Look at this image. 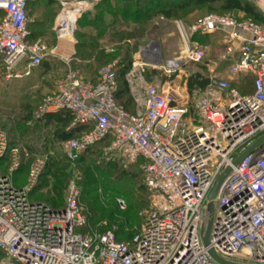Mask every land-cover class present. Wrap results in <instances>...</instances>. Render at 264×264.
<instances>
[{
	"label": "built area",
	"instance_id": "1",
	"mask_svg": "<svg viewBox=\"0 0 264 264\" xmlns=\"http://www.w3.org/2000/svg\"><path fill=\"white\" fill-rule=\"evenodd\" d=\"M39 1L48 0H0V70L7 83L29 76L47 58L66 65L75 60L77 22L88 11V0H61L52 47L29 40L30 6ZM254 1L264 8V0ZM68 18L72 28L64 30ZM178 26L183 51L172 65L165 63V85L145 73L161 62L159 49H143L126 73L132 112L117 100L116 59L99 70L95 83L70 69L33 113L42 120L69 112L71 127H87L64 143L69 161L108 139L112 157L126 165L141 161L153 206L139 232L119 240L113 232L82 231L87 218L75 186L62 208L33 200L48 158H35L26 183L16 185L22 153L10 148L1 130L0 264H219L209 248L228 261L264 264V144L233 166L216 200L208 247L203 239L216 180L264 135V25L209 13ZM216 36L223 37V53L209 68V85L182 95L172 85L173 75L188 62L203 63L210 49L206 39ZM218 65L227 66L226 75ZM248 77L252 91L242 92L234 80Z\"/></svg>",
	"mask_w": 264,
	"mask_h": 264
},
{
	"label": "rangeland",
	"instance_id": "2",
	"mask_svg": "<svg viewBox=\"0 0 264 264\" xmlns=\"http://www.w3.org/2000/svg\"><path fill=\"white\" fill-rule=\"evenodd\" d=\"M88 2L87 17L78 24L75 39L76 44L77 42L91 44L96 47L95 50L78 48L79 54L70 65L46 59L44 65L32 70L29 76L9 83L3 80L0 71V131H5L12 146H17L25 156L21 175L14 174L15 180L21 177L25 180L34 159L47 156L46 173L41 182L44 185L41 189L33 191L35 199L61 207L65 205L72 186H75L80 192L79 203L88 221L84 230L113 232L119 239H128L139 232L153 206V198L145 189L140 168L134 164L126 165L121 159L120 164L115 166L111 162L115 157H112L109 149L103 146L91 149L78 161L67 160L63 146L68 138L75 134L65 129L59 119L37 124L33 117L36 107L52 90L53 81L64 77L70 69H81L85 76L96 79L103 65L112 59H120L127 72L133 63L142 57L143 49L149 46L159 49L162 59L160 58L161 62L156 68L146 67V76L148 78L155 76L167 82L165 63L179 58L183 51L179 23L189 26L209 13H229L264 25V8L254 0H237L238 6L231 5L224 9L222 2L217 1L198 7L191 6L189 10L177 15L155 12V16L146 24V30H133L135 25L121 21L116 28L123 30H105L103 35L100 30L89 26L92 23L91 18L97 14L96 5L101 4L103 0ZM39 8L38 13L31 12L32 21L29 28L33 32L45 30V34L39 38L53 45L56 40L50 30L55 26L61 9V0H48ZM106 18L111 19L108 15ZM123 24L130 30H124L126 27H123ZM34 37L36 38V35ZM222 41L221 36L211 43V49L203 63L188 62L173 75L175 80L173 81L181 93L185 95L190 76L201 74L210 77L209 68L223 53ZM216 68L226 75L227 66L218 65ZM153 70H157V73H153ZM125 72L121 74L122 77ZM243 80L236 78L234 83L241 91L249 92V89L242 88ZM122 97L127 100L128 94L124 93ZM132 175H135L133 184L130 180ZM131 194L136 196L131 198Z\"/></svg>",
	"mask_w": 264,
	"mask_h": 264
},
{
	"label": "trees",
	"instance_id": "3",
	"mask_svg": "<svg viewBox=\"0 0 264 264\" xmlns=\"http://www.w3.org/2000/svg\"><path fill=\"white\" fill-rule=\"evenodd\" d=\"M217 1L222 2V6L224 7V9L227 8L228 6H231V5L235 6L237 4L236 3L237 0H123V1L116 0V2H114V3L112 2V0H103V2L101 4L96 5L97 14H95V16H93V18H91L90 21L92 23L89 26L95 28L96 30H100V33L103 35L106 32L105 30H123V28H119V29L116 28V25H118V24L120 25L121 21H122V23H131V24L135 25L136 27H139L138 29L135 27V29H133V30H146L147 29L146 24L149 21H151V19L155 16L154 15L155 12H160V13L165 14V15H177L179 13L186 11V10H189L191 8V6L198 7V6L203 5V4L213 3V2H217ZM45 3H47V2H45ZM112 5H115V6H112ZM236 6H238V5H236ZM103 13H105L104 16L102 15ZM219 14H226V13H219ZM0 15H1V13H0ZM30 15H31V10H30ZM86 15H87V12H85L83 14V16L78 20L77 26L81 22V20H83L84 17H87ZM107 15L111 18V19L109 18L110 20H108L106 18ZM50 18H51V16H50ZM37 25H40V24H37ZM123 27H126L124 30H130L129 27L125 26L124 24H123ZM77 30H78V27H77ZM44 34H45V30H36L35 32L30 30L29 40H30V42H35L37 40H41L39 38V36H42ZM76 34H77V31L75 33V36H76ZM34 35H36V38L34 37ZM37 38H39V39H37ZM219 38H220L219 36L209 38V39H211V41H209L207 39V42L210 46V49H211V43L215 40H218ZM42 41L46 42L51 47L55 45V44L52 45L47 40H42ZM82 47L87 49V50H95L96 49V47H93L91 44L77 42V44L75 46V48H76L75 59L79 54L78 48H82ZM210 49H209V51H210ZM49 59L53 60V61L55 60L57 62L59 61L57 58H48L47 60H49ZM113 60H116V59H112L110 62H112ZM117 60H119V62H120L119 77H118V81L120 84V90L117 94V100L127 110L132 112L134 109V104H133V101H132V98H131V95H130V92H129V89L127 86V82L125 79L126 74L123 77L121 76V74L122 75L124 74L126 69L124 70V68H123L124 66L122 65V61L120 59H117ZM45 61L43 62L42 65H44ZM105 65H103V66H105ZM41 66H39V67H41ZM80 71H81L83 77L87 81L94 82V83L97 82L98 75L96 76V79L95 78H88L87 76H85L83 74V71L81 69H80ZM127 72H128V70H127ZM127 72H125V73H127ZM153 73H157V70H153ZM154 77H151V78L147 77V79L152 81V79ZM54 81H53V83H54ZM209 83H210L209 78L204 77L201 74H195V75H192L189 77L188 82H187V86H188V90L192 91L195 88L204 89L209 85ZM242 83H243L242 88L249 89L250 90L249 92L252 91L250 88L251 78L248 77V78L244 79ZM239 89H240V87H239ZM53 92H54V87L52 86V90L46 96L52 94ZM242 92H244V91H242ZM124 93L128 94L127 100H125L122 97L124 95ZM41 102H40V104H41ZM38 106L36 107V109L38 108ZM54 119H59L61 122V125L63 127H65V129L72 131L75 134L73 137L78 136L79 134H81L83 131H85L87 129V127H83V126L71 127V124L73 122V115L69 112H62V113L57 114V115H48L45 118H43L42 120H37V122H38L37 124H41L42 122H50ZM73 137H70V138H73ZM109 145H110V140L108 139V140L104 141L103 143H100V144L90 148L82 157H84L91 149H93L95 147L103 146L105 148H108ZM16 147L17 146H12L11 141H10V148H16ZM22 157H23L22 166L15 174L20 173L19 175H21V170H22L23 165L25 163V156L23 153H22ZM82 157L80 159H82ZM120 161L121 160L119 158L115 157L113 159V161H111V162L116 166L117 164H120ZM134 165L138 166L140 168L142 174H143V171L141 168V161L135 163ZM28 172H29V170H28ZM45 173H46V169H45V172L43 173V175L39 181V184L35 188L36 190L41 189L43 187L44 184H42L41 182H42V179H43V176ZM143 177H144V174H143ZM21 178H19L18 180L14 179L16 185L23 186L25 184V181L27 178L25 180L21 179ZM134 178H135V175H132V178L130 179L132 181V184L134 183L133 182V180H135ZM60 184L62 185V183H59V185ZM145 189L147 190L146 186H145ZM147 192L149 193L148 190H147ZM134 196H136V195H133V194L130 195L131 198H134ZM31 198L35 201H41V202L47 203L56 209L64 207V206H61V207L56 206V205L49 203L47 201H44V200L35 199L33 196V192L31 194ZM133 208L135 209V205ZM82 231L88 232V231H85L84 228H82ZM128 239H130V238H128ZM119 240H126V239H119Z\"/></svg>",
	"mask_w": 264,
	"mask_h": 264
},
{
	"label": "water",
	"instance_id": "4",
	"mask_svg": "<svg viewBox=\"0 0 264 264\" xmlns=\"http://www.w3.org/2000/svg\"><path fill=\"white\" fill-rule=\"evenodd\" d=\"M181 61L176 62V64H181ZM169 65H172V61L168 62ZM264 144V135H262L258 140H256L249 148H247L243 153L235 158L232 163V166H229L216 180L213 188L210 191L208 196V203H207V210H206V228L204 233V244L205 246H209L210 244V237H211V230L213 226L214 216H215V208H216V200L218 194L220 192L221 186L228 175L232 172L233 166L239 165L247 156H249L257 147ZM210 256L219 264H240L237 262H232L223 259L220 257L217 252L213 248H209Z\"/></svg>",
	"mask_w": 264,
	"mask_h": 264
},
{
	"label": "crops",
	"instance_id": "5",
	"mask_svg": "<svg viewBox=\"0 0 264 264\" xmlns=\"http://www.w3.org/2000/svg\"><path fill=\"white\" fill-rule=\"evenodd\" d=\"M45 2H47V1H39V2H36V3H32L31 4V6H30V10H31V12H38L39 11V7L40 6H42L43 4H45ZM30 18H31V15H30ZM31 21H32V19H31ZM50 33L54 36V38H55V40H56V42H57V39H56V34H55V26L53 27V30H50ZM56 44V43H55ZM151 49H152V46H149ZM48 59V58H47ZM60 61V60H59ZM61 62V61H60ZM63 63V62H62ZM173 80H174V78H173ZM172 80V85H174V88H176L177 89V87H176V85H175V80L173 81ZM153 81H156V82H159L160 84H162V85H165V83L163 82V80H159L157 77H154L153 78ZM171 83V82H170ZM53 87H54V84H53ZM188 88H185V90H187ZM177 91H179L180 93H181V91L180 90H178L177 89ZM182 95H184V93H181Z\"/></svg>",
	"mask_w": 264,
	"mask_h": 264
},
{
	"label": "bare ground",
	"instance_id": "6",
	"mask_svg": "<svg viewBox=\"0 0 264 264\" xmlns=\"http://www.w3.org/2000/svg\"><path fill=\"white\" fill-rule=\"evenodd\" d=\"M68 21H67V25H68V27L67 28H65L64 30H71V28H72V23H71V19L70 18H68L67 19Z\"/></svg>",
	"mask_w": 264,
	"mask_h": 264
}]
</instances>
